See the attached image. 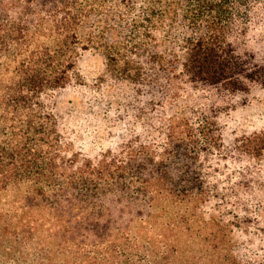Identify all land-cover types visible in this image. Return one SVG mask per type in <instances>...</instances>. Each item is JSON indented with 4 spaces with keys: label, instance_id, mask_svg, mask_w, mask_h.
I'll list each match as a JSON object with an SVG mask.
<instances>
[{
    "label": "trees",
    "instance_id": "1",
    "mask_svg": "<svg viewBox=\"0 0 264 264\" xmlns=\"http://www.w3.org/2000/svg\"><path fill=\"white\" fill-rule=\"evenodd\" d=\"M89 49L132 88L96 155L58 108ZM257 84L264 0H0L1 257L37 240L43 264H264V140L224 134ZM89 95L86 120L108 94Z\"/></svg>",
    "mask_w": 264,
    "mask_h": 264
},
{
    "label": "rangeland",
    "instance_id": "2",
    "mask_svg": "<svg viewBox=\"0 0 264 264\" xmlns=\"http://www.w3.org/2000/svg\"><path fill=\"white\" fill-rule=\"evenodd\" d=\"M77 69L80 74V82L77 87L66 90L59 98L58 108L66 115L72 113L68 118L66 136H71L77 146H83L91 155H96L101 146L107 147V131L110 122L103 119L104 112L110 102L118 106L120 99L132 90L128 83L117 82L107 69L106 58L99 50L89 49L83 51L79 57ZM104 87L107 91L105 106L102 108V115L96 118L85 119L86 109L88 107L89 93L92 86ZM115 111H112V115ZM224 134L228 143L236 146L242 145L239 139L252 138L256 135L264 140V86L254 85L251 91L243 95L242 101L224 118ZM240 156V155H239ZM247 161H242V163ZM237 163H241L240 161ZM262 179L259 186L264 189V160L262 162ZM240 176V175H239ZM238 187H246V183H237ZM254 185V184H253ZM252 187V185H251ZM15 244L14 241H10ZM46 246L52 244L50 240L43 242ZM37 240L26 244L24 247L26 259L22 264H43V260L35 255ZM3 249L0 247V253ZM46 256V252L45 255ZM60 257L53 256V264H59ZM0 264H14L7 262L0 255ZM46 264H52L46 263Z\"/></svg>",
    "mask_w": 264,
    "mask_h": 264
}]
</instances>
